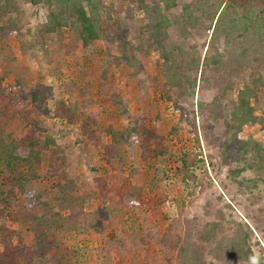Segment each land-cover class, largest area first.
<instances>
[{
    "label": "rangeland",
    "instance_id": "1",
    "mask_svg": "<svg viewBox=\"0 0 264 264\" xmlns=\"http://www.w3.org/2000/svg\"><path fill=\"white\" fill-rule=\"evenodd\" d=\"M42 1L0 0V131L30 157L29 180L0 174V264H264V45L239 56L257 4L160 6L164 56L136 11L157 0H94L115 22L87 45ZM247 85L259 119L236 128Z\"/></svg>",
    "mask_w": 264,
    "mask_h": 264
},
{
    "label": "trees",
    "instance_id": "2",
    "mask_svg": "<svg viewBox=\"0 0 264 264\" xmlns=\"http://www.w3.org/2000/svg\"><path fill=\"white\" fill-rule=\"evenodd\" d=\"M51 4V9L47 15V22L44 24L46 29L50 33H55L57 30L66 29L71 31L75 24L80 26V37L87 45L92 39H97L103 36L104 23L109 21H114V17L109 15L108 19L104 22L97 16V5L94 0H46ZM32 5H37L42 3V0H29ZM134 2V1H133ZM158 4H147L145 1H139V8L136 11H141L145 15V25L143 30L145 34H150L149 37L154 38L153 43H148L149 48L157 49L162 51V53L167 55L166 49V36L167 32L164 30L167 28V18L165 14L158 11L160 6L163 8L164 13L172 9H176L180 6L179 0H157ZM251 3L257 4L252 5L253 9L258 8V16H264V0H252ZM159 5V7L155 6ZM251 4H248L249 6ZM134 11L131 12V14ZM244 18L249 19L251 17L245 16ZM252 19V18H251ZM258 19V18H257ZM256 19V20H257ZM243 36L247 34L248 26L244 25ZM233 32L239 30L234 24ZM229 33H227L228 36ZM256 47L246 48L243 47L241 55L244 57L243 64L249 66H255L258 68L261 64V60L256 54L260 51L259 45H264V32L259 35ZM128 60V59H127ZM258 71V69H256ZM257 92L256 87L252 85H247L244 90L239 93V104L234 108L232 116L238 120L236 128H240L245 125H253L259 119L255 115V108L251 105V98L256 99ZM264 121V120H263ZM14 144V145H13ZM50 145L43 151H48ZM259 151L264 149L260 148ZM258 156H261L258 153ZM30 157H25L21 155L18 151V147L4 137V134L0 131V174L2 172H8L9 175L15 181L25 182L29 180L26 175L21 172L24 162L29 163ZM260 161L264 162V157H260ZM264 169V165H263ZM0 198H6L5 185L2 184L0 187ZM6 248V246H5ZM5 251L1 252L4 254ZM182 258V259H180ZM177 259L180 260V264H205L202 259L195 253V255L190 252V250L184 249L181 254L178 255Z\"/></svg>",
    "mask_w": 264,
    "mask_h": 264
}]
</instances>
